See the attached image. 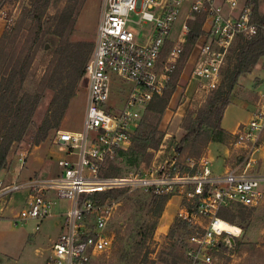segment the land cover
Masks as SVG:
<instances>
[{"label":"built area","instance_id":"obj_1","mask_svg":"<svg viewBox=\"0 0 264 264\" xmlns=\"http://www.w3.org/2000/svg\"><path fill=\"white\" fill-rule=\"evenodd\" d=\"M6 3L0 2V13L11 22L13 15L5 11ZM199 15L205 18V38L192 81L197 93L209 94L222 84L235 42L264 34V15L258 20L247 0L242 6L239 0H103L94 50L86 65L89 93L84 128L59 130L54 140L68 150L69 156L59 161L62 173L12 182L0 179V222L7 220L11 226L43 221L53 215L58 203L67 201L61 232L46 264H90L112 248L115 237L109 228L121 202L105 200L101 194L108 190L151 191L169 200L180 197L179 216L191 230L185 250L187 264H214L221 244L241 234L240 227L239 234L223 227V208L233 203L248 207L264 203V172L252 169L255 152L264 147V94L250 121L233 135L232 144L248 151L239 157L244 164H232L216 173L208 154L164 153L162 145L153 150L146 166L123 175L102 173L118 149L131 145L147 105L164 93L182 59L189 21ZM150 23L154 29L146 30L148 36L141 31L144 43L139 42L135 30ZM168 43L171 46L164 55ZM114 75L131 83L122 102L114 97ZM25 160L20 157L21 167ZM21 190L27 193L26 202L17 210L13 196Z\"/></svg>","mask_w":264,"mask_h":264},{"label":"rangeland","instance_id":"obj_2","mask_svg":"<svg viewBox=\"0 0 264 264\" xmlns=\"http://www.w3.org/2000/svg\"><path fill=\"white\" fill-rule=\"evenodd\" d=\"M244 2H246V0H239L240 6H242ZM68 3L69 0H52L46 13L43 15V30H39V42L41 46L38 47L32 69H30V72L36 74L37 81L45 75L51 60L56 57L53 48L60 47L59 43L63 41L62 38H64V35L68 32V30H66V32L64 31V35L48 32L54 21V17L61 15V12L67 7ZM102 3L103 0H86L83 7L80 10L78 8L79 15L75 23V29L71 33V39L75 41L86 40L93 42V50L98 24L101 19ZM4 7L7 13L13 15V18L11 22H8L6 14L0 13V40L5 30H9L11 34L17 32L18 34L14 41L8 62L3 70L2 76L0 77V95L11 67L15 64L20 55L23 54V51L26 53V50L28 49L29 45L26 43L27 39L30 38L31 40H34V37L38 32L37 24L35 20H33L35 18L30 17L29 13H27L29 7H31V0H10ZM259 15L261 17L264 15V0L261 2ZM192 20L193 21L190 23L191 27L199 24L202 28L205 23V18L202 15L194 17ZM22 22L23 26L20 28ZM147 29L153 30V24H144L140 29L135 30L139 42L142 41V43H144V35L141 34V31L148 36L146 32ZM148 33L151 34L152 32ZM204 38L203 32L191 48L188 44L185 45V50L189 49V51L187 52V55L182 56L178 70L173 76L172 81L176 84V91L170 98L168 107L159 126L165 133L163 136V142L159 147L161 148L163 145L164 153L168 152L173 144H178L180 142L185 134V128L183 126L184 120L189 113H198L208 101L211 94L197 93L195 81H192L195 60L198 56L199 48L204 42ZM45 44L47 48H44ZM8 65L9 69L7 70ZM263 68L264 58L260 60V63L257 64L251 73L240 77L238 84L234 89L232 103L226 109L222 121L224 128L231 131V134L229 132V137L223 142H211L209 145L201 149L199 155L208 154L213 161L211 166L216 173L225 170L223 160L228 148L231 150V155L235 156L234 163L232 162L233 164L245 163V160L239 159L238 157L245 155V153L247 154L248 151L245 148H236L232 144L234 141L232 135L241 124L250 121L253 112L262 99L264 94V86L261 84ZM31 81L33 82L31 87L35 86V82L33 80ZM130 86L131 83L123 82L114 75L113 89L115 90V99L122 102L125 99ZM47 93L48 96L42 100L37 108L35 118L36 124H41L49 107V102L51 100L50 95L53 92H49L48 90ZM88 93L89 78L88 76H84L83 79L78 81L76 95L72 99L68 113L65 117V126H70L71 129H78L83 126L88 103ZM144 114L145 113L142 114V117H144ZM83 128L84 127H82V130ZM57 133L58 132H56L52 138L38 145L34 144L30 139H24L21 142L14 143L9 156L11 159L10 167L15 170L12 171V177H17L16 179H18V176H21L19 177L21 179L24 178L25 175L49 177L61 174L63 168L60 166L59 161L60 159L68 157V150L65 149L63 145L54 144ZM262 138L264 139V133ZM261 152L264 154V147H261L255 152V159L252 166L255 170L264 167V158H258ZM195 153L194 149L192 150L189 148L182 154L195 157ZM20 157H25L26 159V165L24 164V168L21 167ZM75 157L76 156H73V158ZM261 170L264 172V169ZM3 178L5 179V173L1 172L0 179ZM26 194L25 190H21L15 193V196ZM181 205L182 200L180 197H174L172 202L168 204L167 209L166 204L153 235L148 238L146 247L142 250V253L144 254L145 252H149L148 260L139 264H167L162 261V257L166 255L164 252H167L170 244L175 242V239L171 238L169 233L171 226L175 221L181 219L179 216V208ZM13 206L18 210L24 205L22 200L18 199L15 204L13 201ZM165 210H167V213L164 215ZM252 212L254 217L251 220V224H253H250L246 231L241 225L236 224V226H239L242 229L241 234L231 235L228 237V240L221 244L219 249L215 252L214 264H264V217H262L264 215V203ZM171 213H175V216L173 217L172 222H168L167 219L172 216ZM129 216L130 212L128 206L125 203H120L109 228L115 237L114 244L109 251L101 253L91 264H118L117 249L120 245L118 237L126 234V228L129 224L127 218ZM51 219L53 220H50L49 218L44 222L29 220L25 225L19 226L2 224L0 226V264H46L47 258L49 254H51V248L57 241L58 228L61 224L60 217H54ZM37 224L41 225L40 229L36 228ZM120 225L123 226L121 227ZM180 245L182 244L176 245V253L181 256V259H179L176 264H187V258L185 255L186 246L183 248Z\"/></svg>","mask_w":264,"mask_h":264},{"label":"trees","instance_id":"obj_3","mask_svg":"<svg viewBox=\"0 0 264 264\" xmlns=\"http://www.w3.org/2000/svg\"><path fill=\"white\" fill-rule=\"evenodd\" d=\"M85 1L69 0L61 15L54 17L48 32L63 35L66 30L68 32L64 35L65 39L62 38L63 41L59 43L60 47L53 48L56 57L51 60L45 75L37 81L36 74L30 72V69H32L38 47L41 46L39 30H43L42 18L52 0H31V7L27 13L35 18L33 20L37 24L38 32L34 40L27 39L28 49L26 53L23 51L11 67L0 95V173L11 166L9 156L14 143L30 139L38 145L52 138L62 128L71 101L76 95L78 81L86 76V65L94 45L93 42L86 40L71 39L79 10ZM247 1L253 6L256 18L261 20L259 8L262 0ZM192 19L189 24L193 21ZM22 26L23 22L20 28ZM202 33L201 25L192 26L186 44L191 48ZM17 34L18 32L11 34L9 30H5L1 37L0 77L8 62ZM169 44L165 47L164 55L171 46ZM44 48H47L46 44ZM188 51L189 49L185 50L184 46L182 56L187 55ZM262 58H264V34L262 32L252 39L241 37L235 42L223 70L222 84L211 92L208 101L198 113L191 112L186 117L183 124L185 134L178 144H173L169 150L171 154L176 152L182 154L191 148L196 152L195 157H198L203 147L214 141L223 142L229 137V132L224 128L222 121L226 109L232 103L234 89L240 77L251 73ZM172 79L164 93L156 95L145 108L144 117L133 134L131 145L117 150L116 156L110 159L103 168V175H123L151 162L152 150L160 147L165 134L159 127L160 121L166 112L172 94L176 91V84ZM31 80L35 82L33 87H31L33 83ZM48 90L53 92L49 94L51 98L49 107L41 124H36L37 108L48 96ZM101 195L105 200H120L121 204L125 203L128 206L130 212L127 218L129 222L127 232L118 237L120 242L117 249L118 264H139L147 261L149 252L144 254L142 250L146 247L148 238L153 235L169 197L157 195L151 191L127 193L122 189L108 190ZM256 208L258 206L248 207L233 203L223 208L220 216L225 221L241 225L246 231L254 217L252 211ZM189 233V223L186 220L177 219L169 233L175 242L170 244L167 252H164L166 255L162 257V261L167 264L178 263L181 256L176 253V245L182 244L180 246L183 248L187 247Z\"/></svg>","mask_w":264,"mask_h":264},{"label":"crops","instance_id":"obj_4","mask_svg":"<svg viewBox=\"0 0 264 264\" xmlns=\"http://www.w3.org/2000/svg\"><path fill=\"white\" fill-rule=\"evenodd\" d=\"M9 67V66H8ZM7 67V70L9 69ZM247 123V122H246ZM65 124V120H64V122H63V124H62V128H61V130H66V131H79V130H81L82 129V127L83 126H81L80 128H78V129H71L70 128V126H65L64 125ZM245 124V123H244ZM243 124H241L240 126H242ZM228 132H230V134H231V131L230 130H228L227 128H225ZM238 130V128L233 132V135H234V133L236 132ZM232 135V136H233ZM263 135V134H262ZM261 141H262V143L264 144V139L262 138V136H261ZM54 144H59V145H62L61 143H56L55 141H54ZM64 146V145H63ZM65 147V146H64ZM65 149H67V147H65ZM69 156V155H68ZM238 156V155H237ZM239 157H241V156H239ZM238 157V158H239ZM234 158H235V156H233V155H231V150H230V148H228L227 150H226V156H225V158H224V160H223V163H224V167L226 168L227 166H229V165H232L234 162ZM258 158H264V154L261 152L260 153V155L258 156ZM233 162V163H232ZM26 165V164H25ZM25 165H24V167H25ZM263 166H264V164H263ZM24 167H22V168H24ZM253 169V168H252ZM261 169H264V167H260L258 170L256 169V171H261V172H263ZM22 170V169H21ZM253 170H255V169H253ZM12 171H15L14 169H12L11 167H9V168H6V169H4L2 172H4L5 173V179L4 180H6L7 182H12V181H14L16 178H14V177H12L13 175H12ZM8 179H7V178ZM19 177H21V176H18V178ZM28 177H33V176H27V175H25L24 176V178H28ZM21 196H24V197H21ZM21 196H15L14 195V199H13V201H14V204H15V202H17V200L18 199H20V200H22V202H23V205H25V202H26V196H27V194L26 195H21ZM174 199V197H172L170 200H168V202H167V207H166V209L168 208V204H170L171 202H172V200ZM67 202V201H66ZM65 201L64 202H62V203H58V205L56 206V208H55V210H54V213H53V215L52 216H50L49 218H50V220H53V219H51V218H57V217H60L61 218V221H60V226H59V231H58V234H57V236L60 234V232H61V228H62V224H63V213H64V211H65V209H66V205H67V203H66ZM180 208H181V206H180ZM180 208H179V210H180ZM165 213H167V210H165V212H164V215H165ZM175 213H171V215L172 216H170L167 220H168V222L169 221H171L172 222V220H173V217L175 216L174 215ZM163 215V216H164ZM176 215H177V213H176ZM49 218H47V219H49ZM47 219H45V220H47ZM45 220H43L42 222H44ZM2 224H6V225H8L9 224V221H7V220H4V221H2V222H0V226L2 225ZM170 225V224H169Z\"/></svg>","mask_w":264,"mask_h":264},{"label":"bare ground","instance_id":"obj_5","mask_svg":"<svg viewBox=\"0 0 264 264\" xmlns=\"http://www.w3.org/2000/svg\"><path fill=\"white\" fill-rule=\"evenodd\" d=\"M223 227H225V229H227L228 231H231L236 234H239L241 231L239 226H236L235 224H232L225 220H223Z\"/></svg>","mask_w":264,"mask_h":264}]
</instances>
